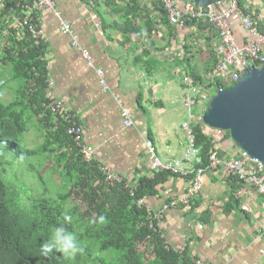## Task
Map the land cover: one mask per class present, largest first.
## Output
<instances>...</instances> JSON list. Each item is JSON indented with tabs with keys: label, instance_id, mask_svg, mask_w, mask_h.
<instances>
[{
	"label": "crops",
	"instance_id": "obj_1",
	"mask_svg": "<svg viewBox=\"0 0 264 264\" xmlns=\"http://www.w3.org/2000/svg\"><path fill=\"white\" fill-rule=\"evenodd\" d=\"M12 1L17 4L23 0ZM53 1L95 67L104 71L110 90L101 89L94 71L71 47L69 37L59 32L56 16L44 10L39 21L44 33L41 59L46 63V79L54 84L56 100L65 103L82 124L83 143L92 149L93 163L128 182L152 177L146 139L161 162L178 160L184 150L179 128L186 111L182 79L203 75L214 65L212 55L217 61L214 51L219 48L218 39L211 32L192 27L177 29L168 24V29L156 1L135 0V12H131L130 0ZM252 4L257 11L264 0ZM230 25L241 44L246 33L234 17ZM113 95L130 111L131 128L121 129L120 107ZM207 104L195 111H206ZM32 124L44 136L36 119ZM201 126L217 140L220 153L225 157L235 154L237 148L229 136L203 123ZM190 168L191 164L181 163L182 170ZM232 184L220 171L206 172L202 192L190 206L170 209L159 223L165 246L177 252L185 249L190 259L208 264H264L261 198L241 183L233 189ZM189 186L188 177L169 176L145 203L151 212H157ZM232 194L238 207L225 209ZM244 205L250 211L242 210Z\"/></svg>",
	"mask_w": 264,
	"mask_h": 264
},
{
	"label": "trees",
	"instance_id": "obj_2",
	"mask_svg": "<svg viewBox=\"0 0 264 264\" xmlns=\"http://www.w3.org/2000/svg\"><path fill=\"white\" fill-rule=\"evenodd\" d=\"M130 1L133 3L131 12L138 11L135 0ZM237 1L244 10L246 0ZM155 3L163 25L170 29L161 4L158 1ZM13 4L12 0H6L1 14L11 11ZM8 43L15 48L10 46L0 57V69L9 74V79L0 84V92L10 82L18 86L13 100L8 103L0 101V145L14 157L24 154L25 158L33 159L27 164H11L8 160L0 169V264H110L100 256L105 251L118 253V264H194L187 250L177 252L165 246L155 223L149 227L146 209L136 204L139 199L146 200L155 195L156 188L173 175L156 171L152 177L127 181L133 194L129 193L124 183L107 185L97 166L83 161L72 139L65 133L62 120L55 122L51 113L43 110L47 68L41 59L42 44L32 47L30 41L15 42L11 37H8ZM212 58L215 65L216 58L213 55ZM190 76L198 78L197 75ZM33 119L45 132L43 144L34 150L23 149L19 139ZM201 125H196L193 130L201 158V164L196 167L204 168L208 156L216 148L217 140L205 134ZM223 134L229 136L226 132ZM46 155L54 156L55 173L61 177L60 188L54 197L43 196L46 188L38 197L32 196L28 175L19 173V170L25 169L30 175L34 170L32 161H42ZM7 175L8 180L5 179ZM187 177L191 181L192 177ZM228 180L233 183L232 189L235 184H240ZM38 181L41 182L42 177L38 176ZM78 199L84 205V211L78 206ZM25 201L29 204L25 205ZM68 202L72 204L71 208L67 206ZM234 207H238V200L232 194L225 209ZM88 211H93L95 217H86L84 212ZM65 213L73 219L64 226L77 236L84 253L75 258L55 251L48 256L42 255L40 245L48 240L55 227L64 223ZM100 215L106 217V222L103 225L92 223ZM144 245L150 249L147 261L138 251Z\"/></svg>",
	"mask_w": 264,
	"mask_h": 264
},
{
	"label": "built area",
	"instance_id": "obj_3",
	"mask_svg": "<svg viewBox=\"0 0 264 264\" xmlns=\"http://www.w3.org/2000/svg\"><path fill=\"white\" fill-rule=\"evenodd\" d=\"M116 1V0H114ZM158 1L165 13L167 23L177 29L194 28L211 32L219 41V48L215 47L217 61L214 66L207 70L203 75L195 77H184L183 106L185 108V120L180 124V132L184 140V150L181 157L173 162L163 163L157 156L156 150L151 141L144 142L148 151V157L154 172L164 171L171 175L181 177L191 176L188 190L164 203L157 212H151L145 203V199H139L136 204L144 207L148 213L147 222L149 227L153 223L159 226L167 211L178 206L189 207L192 201L198 197L203 189V176L208 171H220L225 178L235 180L245 185L249 190L261 197V208L264 213V170L261 164L251 159L245 152L237 150L231 157H225L215 148L207 159V165L196 167L201 164L199 149L195 145L194 127L202 124L205 111H195L204 107L217 90H226L235 85L243 71L248 68H260L264 61V5L258 11H253L254 0H246L244 10H242L237 0H219L214 5L207 8H200L192 1L182 0H149ZM6 7V0H0V14ZM44 10H50L58 19L59 32L66 34L70 39L72 48L80 52L85 65L94 71L98 78L100 87L103 91H109L105 79V73L100 68L95 67L91 57L79 44L78 36L72 29V25L61 16L53 0H23L13 4L11 11L0 16V57L11 46L8 37L15 42L22 40L30 41L32 47H39L44 40V33L39 18ZM237 19L239 26L246 33L245 40L237 43L233 34L230 20ZM54 84L46 79L44 87L43 110L49 111L55 118L65 124V133L69 136L83 161L87 164L93 163V151L84 146V129L76 114L63 102H59L53 95ZM114 99L117 98L113 95ZM118 101V100H117ZM121 129L126 130L133 126L130 111L119 101ZM197 150L195 156L193 150ZM181 163L191 164L190 169L182 170ZM104 176L107 185L122 184L129 193L133 194L129 183L120 175L114 174L104 167H97ZM78 206L82 211L85 210L81 201L78 199ZM244 211H250L247 205L242 207ZM86 217H95L93 211L84 212ZM162 237V236H161ZM264 253L263 251L261 252ZM194 264H208L202 259L193 258Z\"/></svg>",
	"mask_w": 264,
	"mask_h": 264
},
{
	"label": "water",
	"instance_id": "obj_4",
	"mask_svg": "<svg viewBox=\"0 0 264 264\" xmlns=\"http://www.w3.org/2000/svg\"><path fill=\"white\" fill-rule=\"evenodd\" d=\"M182 1L207 8L219 0ZM202 123L228 133L232 144L257 160L264 170V61L260 68L243 71L232 87L217 90L208 101Z\"/></svg>",
	"mask_w": 264,
	"mask_h": 264
},
{
	"label": "rangeland",
	"instance_id": "obj_5",
	"mask_svg": "<svg viewBox=\"0 0 264 264\" xmlns=\"http://www.w3.org/2000/svg\"><path fill=\"white\" fill-rule=\"evenodd\" d=\"M254 2H257V0H254ZM1 70L2 69H0V84H2L4 81L9 79L8 71L6 70L1 71ZM17 86H18L17 83L10 82L7 88L4 89L2 92H0V101L4 103H8L11 100H13L15 98L14 89H17ZM19 144L21 148L29 149V150L37 149L43 144V135L42 133L40 134L38 130L35 129V127L32 124V121L28 124L27 131L20 136ZM53 157L54 156L46 155L45 159L42 161H39L38 159H34L32 161L34 170L32 171V173H30V175L26 174L25 169L19 170V173L22 172L26 176L28 175L27 182L28 181L30 182L32 196L38 197L39 195H41L43 189L45 188H46V191L44 190V194H43L44 197H54L55 193L58 192V188H60L58 186H60L61 177L55 173L56 166L52 159ZM32 159L33 158H25L23 163L27 164L28 161H31ZM8 160L11 162V164L18 163L15 157L12 156L8 151H5V147L3 145H0V169L4 168V163H6ZM29 176H31L32 178H30ZM38 176L42 177L41 182L38 181ZM5 179L6 180L10 179L9 175L5 176ZM41 185H44V187ZM28 204H29V201H25V205H28ZM71 205L72 204L68 202L67 206L69 208H71ZM149 250L150 249L146 248V245L140 246L138 249L139 253L144 256L146 261L148 259L146 255H148ZM100 256L104 258L106 262H109L110 264H118L119 262L117 258L118 253L114 251L101 252Z\"/></svg>",
	"mask_w": 264,
	"mask_h": 264
},
{
	"label": "clouds",
	"instance_id": "obj_6",
	"mask_svg": "<svg viewBox=\"0 0 264 264\" xmlns=\"http://www.w3.org/2000/svg\"><path fill=\"white\" fill-rule=\"evenodd\" d=\"M197 150H193V155L195 156ZM18 163H23L25 160L24 154H20L15 157ZM73 217L67 213L63 215L64 223L55 227L49 236L48 240L40 245V252L44 256H48L50 253L59 252L68 258H75L78 254L84 253V247L81 245L77 236L68 231L64 224H70ZM106 222V217L100 215L92 223H97L103 225Z\"/></svg>",
	"mask_w": 264,
	"mask_h": 264
}]
</instances>
